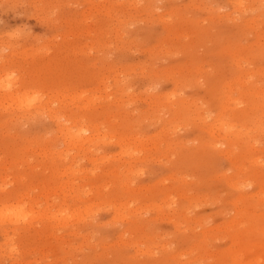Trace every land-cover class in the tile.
<instances>
[{
  "label": "rangeland",
  "instance_id": "374dc122",
  "mask_svg": "<svg viewBox=\"0 0 264 264\" xmlns=\"http://www.w3.org/2000/svg\"><path fill=\"white\" fill-rule=\"evenodd\" d=\"M259 1L0 0V80L7 85L0 96H49L57 122L63 121L56 126L45 115L31 119L0 98V188L5 190L0 189V206L22 207L23 216L31 218L22 217V223L21 216L12 217L19 209L0 208L16 210L12 218L0 213V264H264V13ZM72 122L97 125L98 137L92 144L68 142L57 128ZM57 206L71 217H62ZM60 216L71 224L62 219L67 226L55 224H61Z\"/></svg>",
  "mask_w": 264,
  "mask_h": 264
},
{
  "label": "bare ground",
  "instance_id": "6f19581e",
  "mask_svg": "<svg viewBox=\"0 0 264 264\" xmlns=\"http://www.w3.org/2000/svg\"><path fill=\"white\" fill-rule=\"evenodd\" d=\"M190 2H191V1H190ZM235 2H236V1H235ZM191 3H192V2H191ZM232 3H233V2H232ZM240 3H241L240 1H237V4L239 5L238 7H240ZM255 3H256V2H255ZM192 4H194V2H193ZM241 4H242V3H241ZM244 4H245V3H244ZM227 5H228V4H227ZM229 5H230V4H229ZM250 5H251V4H250ZM235 7H236V6H235ZM252 7H253V6H252ZM252 7H251V8H252ZM257 7L260 9V12H261V13H264V1H262V0L259 1ZM231 8H232V7H231ZM241 8H242V7H241ZM254 10H255V9H254ZM249 12H250V11H249ZM252 12H253V11H252ZM246 13H247V12H246ZM258 13H259V12H258ZM172 14H173V13H172ZM231 14H232V13H231ZM214 15H215V14H214ZM257 15H258V14H257ZM175 16H176V15H175ZM233 16H234V15H233ZM240 16H241V15H240ZM242 16H244V15H242ZM254 16H255V14H254ZM165 17H166V16H165ZM245 17H246V16H245ZM251 17H252V16H251ZM122 18H123V17H122ZM255 18H256V17H255ZM124 19H125V18H124ZM172 19H173V18H172ZM250 19H251V18H250ZM258 20H259V19H258ZM243 22H244V21H243ZM256 22H257V20H256ZM129 23H130V21H129ZM245 23H246V22H245ZM257 23H258V22H257ZM257 23H256V24H257ZM262 23H264V22H262ZM243 24H244V23H243ZM249 24H250V23H249ZM252 24H253V23H252ZM260 24H261V22L259 23V25H260ZM118 25H119V24H118ZM166 26H167V25H166ZM256 26H257V25H256ZM262 26H263V25L261 24V27H262ZM250 27H251V26H250ZM261 27H260V28H261ZM257 28H258V27H257ZM168 29H169V28H168ZM244 29H245V28H244ZM112 30H113V29H111V31H112ZM250 31H251V30H250ZM253 31H254V30H253ZM258 32H259V31H258ZM112 33H113V31H112ZM116 33H117V32H116ZM113 34H114V33H113ZM254 34H255V33H254ZM259 35H261V34H259ZM262 38H263V37H262ZM102 47H103V46H102ZM157 47H158V46H157ZM165 51H166V50H165ZM167 52H168V51H167ZM240 57H241V56H240ZM239 59H240V58H239ZM239 73H240V72H239ZM240 74H242V73H240ZM238 75H239V74H238ZM4 76H5V75H4ZM245 76H246V75H245ZM1 77H2V76H1ZM236 77H237V76H236ZM241 78H242V77H241ZM2 79H3V78H2ZM2 79H1V80H2ZM4 79H5V77H4ZM7 79H8V78H7ZM1 80H0V84L2 83V84H1L2 86H0V88H2L3 86L6 85V84H5L6 82L3 83V82H2L3 80H2V81H1ZM12 80H13V79H12ZM117 80H118V79H117ZM173 81H174V80H173ZM180 81H181V80H180ZM238 81H239V80H238ZM7 82H8V81H7ZM176 82H177V81H176ZM9 83H10V82H9ZM180 83H181V82H180ZM241 83H244V82L242 81ZM4 84H5V85H4ZM236 84H237V83H236ZM244 84H245V83H244ZM10 85H11V84H10ZM10 85H9V86H10ZM100 85H101V84H100ZM6 86H7V85H6ZM9 86H8V87H9ZM228 86H229V85H228ZM241 86H242V85H241ZM8 87H7V89H8ZM101 87H103V86H101ZM242 87H243V86H242ZM5 88H6V87H3V89H5ZM105 88H106V87H105ZM107 88H108V87H107ZM229 88H231V87H229ZM9 89H10V88H9ZM103 89H104V88H103ZM242 89H244V88H242ZM236 90H237V89H236ZM17 91H18V90H17ZM22 91H23V90H22ZM22 91H21V92H22ZM100 91H101V90H100ZM6 92H7V91H6ZM9 92H10V91H9ZM14 92H15V91H14ZM98 92H99V91H98ZM122 92H123V91H122ZM238 92H239V91H238ZM241 92H242V91H241ZM261 92H262V91H261ZM261 92H260V93H261ZM18 93H19V92H18ZM18 93H17V94H18ZM23 93H24V91H23ZM33 93H34V92H33ZM54 93H55V92H54ZM104 93H105V92H104ZM117 93H118V92H117ZM172 93H173V92H172ZM254 93H255V91H254ZM11 94H12V93H10V95H8V94H7V95H2V96H0V98H1L3 101L5 100V102L8 101L9 103L7 102V104H9V105H14L13 107H15V108H16L17 110H19L21 113H23V115L26 114V116H28L29 118L34 119V120H35V118H37V117H40V116L45 115L46 118H48L52 123H55L56 126H57V125H63V124H60V123L63 122V121H61V122H57V121H58V118H59V117H58V114H57V112H56L57 110H55V109L53 108V106H51V103H52L53 101H52V100H49V98H50L49 96H38V95H29V94L27 95V92H25L24 95H19V94H22V93H19L18 95H17L16 93H15L16 95H11ZM168 94H169V93H168ZM256 94H258V93H256ZM256 94H255V95H256ZM261 94H263V93H261ZM100 95H101V94H100ZM166 95H167V94H166ZM250 95H251V93H250ZM250 95H249V96H250ZM259 95H260V94H259ZM263 95H264V94H263ZM61 96H62V95H61ZM54 97H55V96H54ZM54 97H53V99H54ZM58 97H60V96H58ZM64 97H65V96H63V98H64ZM74 97H75V96H74ZM88 97L93 98L92 96H88ZM88 97H87V98H88ZM106 97H108V96H106ZM167 97H169V96H167ZM60 98H61V97H60ZM68 98H70V97H68ZM75 98H77V97H75ZM80 98H82V97H80ZM80 98H79V100H80ZM95 98H98V97H95ZM165 98H166V97H165ZM165 98H164V99H165ZM169 98H170L169 100H172L171 97H169ZM50 99H51V98H50ZM70 99L72 100V99H74V98L72 97V98H70ZM89 99H90V98H89ZM98 99H99V98H98ZM263 99H264V98H263ZM55 100H56V99H55ZM57 100H59V99L57 98ZM66 100H67V98H66ZM77 100H78V98H77ZM91 100L94 101L93 99H91ZM59 101H61V100H59ZM62 101L65 102V100H63V99H62ZM62 101H61V102H62ZM68 101H69V100H68ZM75 101H76V99H75ZM86 101H88V100H86ZM55 102H56V101H55ZM72 102H73V101H72ZM76 102H78V101H76ZM89 102H91V101H89ZM89 102H88V103H89ZM98 102H99V100H98ZM101 102H102V101H101ZM101 102H99V103H101ZM155 102H156V101H155ZM228 102H229V101H228ZM230 102H231V101H230ZM1 103H2V102H1ZM1 103H0V104H1ZM69 103H71V101H70ZM78 103H79V102H78ZM80 103H81V102H80ZM82 103H83V102H82ZM82 103H81V104H82ZM93 103H96V102H93ZM158 103H159V102H158ZM233 103H234V102H233ZM263 103H264V101H263ZM2 104H3V103H2ZM7 104L5 103V105H7ZM53 104H54V103H53ZM57 104H58V102H57ZM63 104H64V103H63ZM81 104H80V105H81ZM91 104H92V103H91ZM229 104H230V103H229ZM3 105H4V104H3ZM9 105H8V106H9ZM65 105H68V102H67V101H66V104H65ZM73 105H75V104H73ZM82 105H83V104H82ZM82 105H81V106H82ZM89 105H90V104H89ZM89 105H88V108H89V107L92 108V107L89 106ZM174 105H175V103H174ZM8 106H7V108H8ZM85 106H87V105H85ZM182 106H183V105H182ZM1 107H2V106H1ZM3 107H6V106H3ZM71 107H72V105H71ZM73 107H76V105L73 106ZM83 107H84V106H83ZM93 107H94V106H93ZM228 107H230V106H228ZM232 107H233V106H232ZM235 107H236V106H235V104H234V108H235ZM246 107H247V106H246ZM260 107H261V106H260ZM9 108H11V107H9ZM77 108H78V107H77ZM77 108H76V109H77ZM79 108H80V106H79ZM221 108H223V107H221ZM226 108H227V107H226ZM237 108H238V107H237ZM261 108H262V107H261ZM261 108H260V109H261ZM3 109H4V108H3ZM3 109H2V110H3ZM11 109H13V108H11ZM73 109H74V108H73ZM73 109H72V110H73ZM84 109H85V108H84ZM92 109H93V108H92ZM229 109H230V108H229ZM238 109H239V108H238ZM17 110H16V111H17ZM223 110H225V109H223ZM233 110H234V109H233ZM235 110H236V108H235ZM239 110H240V109H239ZM261 110H262V109H261ZM4 111H5V109H4ZM8 111H9V110H8ZM58 111H59V110H58ZM61 111H62V110H61ZM61 111H60V112H61ZM75 111H76V110H75ZM78 111H80L79 113H81V110H78ZM246 111H247V110H246ZM221 112H223L222 109H221ZM229 112H230V111H229ZM68 113H69V112H68ZM74 113H75V112H74ZM76 113H77V112H76ZM219 113H220V112H219ZM223 113H224V112H223ZM225 113H226V112H225ZM237 113H238V112H237ZM226 114H227V113H226ZM229 114H230V113H229ZM69 115H70V114H69ZM105 115H106V114H105ZM179 115H180V114H179ZM220 115H221V114H220ZM231 115H232V113H231ZM62 116H63V115H62ZM64 116H65V115H64ZM180 116H181V115H180ZM218 116H219V115H218ZM218 116H217V118H218ZM223 116H224V115H223ZM226 116H228V114L225 115L224 118H225ZM20 117H21V116H20ZM28 117H27V118H28ZM80 117H81V116H80ZM104 117H106V116H104ZM29 118H28V119H29ZM67 118H68V117H67ZM67 118H65V119H67ZM78 118H79V117H78ZM86 118H87V117H86ZM106 118H107V117H106ZM174 118H175V117H174ZM63 119H64V118H63ZM68 119H69V118H68ZM75 119H76V118H75ZM75 119H73V122H74ZM79 119H80V118H79ZM81 119H82V118H81ZM104 119H105V118H104ZM218 119H219V118H218ZM222 119H223V118H222ZM226 119H227V118H226ZM228 119H229V118H228ZM76 120H78V119H76ZM76 120H75V121H76ZM106 120H107V119H106ZM216 120H217V119H216ZM224 120H225V119H224ZM239 120H240V119H239ZM239 120H238V121H239ZM64 121H65V120H64ZM67 121H69V120H67ZM81 121H82V120H81ZM83 121H84V120H83ZM83 121H82V122H83ZM94 121H96V119H95ZM94 121H93V122H94ZM169 121H170V120H169ZM171 121H172V120H171ZM217 121H219V122H220V121L223 122V121L220 120V119L217 120ZM217 121H216V122H217ZM228 121H229V120H228ZM234 121H235V120H234ZM240 121H241V120H240ZM259 121H260V120H259ZM73 122H72V123H73ZM101 122H102V121H101ZM108 122H109V121H108ZM225 122H227V121H225ZM94 123H96V122H94ZM217 123H218V122H217ZM217 123H216V124H217ZM228 123H229V122H228ZM228 123H227V124H228ZM230 123H231V121H230ZM240 123H241V122H240ZM55 124H54V125H55ZM70 124H71V123H70ZM78 124H79V125H76V124L73 123L72 126H66V125L61 126L60 128H57V131L60 132L61 134H63L64 136H66V137L68 138V142H70V141H72V140H73V141L76 140V141H78V143H79V141H80V142H84V143H85V142H88V143H89L92 139H93V141H95V140H94V136H97V133L99 132V130H97V129H99V128H96L97 125L95 126V125H85V124H84V125H80V123H78ZM89 124H90V122H89ZM97 124L100 125L101 123H97ZM105 124H106V123H105ZM105 124L102 123V125H105ZM107 124H108V123H107ZM171 124H172V122H171ZM211 124H212V123H211ZM220 124L223 125V124H225V123H223V124L220 123ZM220 124L218 123V125H220ZM232 124H235V123L233 122ZM173 125H174V124H173ZM179 125H180V124H179ZM209 125H210V124H209ZM213 125L215 126V124H213ZM221 125H220V126H221ZM241 125H242V124H241ZM260 125H261V124H259L258 127H260ZM133 126H134V125H133ZM220 126H217L216 128H218V127H220ZM239 126H240V124H239ZM244 126H245V125H244ZM72 127H73V128H72ZM99 127H100V126H99ZM103 127H104V126H103ZM105 127H106V125H105ZM170 127H171V125H170ZM211 127H213V126L211 125ZM221 127H222V126H221ZM221 127H220V128H221ZM227 127H229V124L227 125ZM232 127H236V126H235V125H234V126L232 125L231 128H232ZM240 127H241V126H240ZM255 127H256V126H255ZM258 127H257L256 132L258 131ZM262 127H263V126H262ZM262 127H260V128H262ZM71 128H72V130H71ZM130 128H131V127H130ZM172 128H173V127H172ZM175 128H176V127H175ZM209 128H210V126H209ZM213 128H214V127H213ZM216 128H215V129H216ZM220 128H219V129H220ZM225 128H226V126H225ZM242 128H243V126H242ZM245 128H246V127H245ZM260 128H259V129H260ZM101 129H102V128H100V130H101ZM104 129H105V128H104ZM104 129H103V131H104ZM207 129H208V128H207ZM221 129H222V128H221ZM236 129H237V128H236ZM253 129H254V128H253ZM255 129H256V128H255ZM55 130H56V129H55ZM162 130H163V129H162ZM166 130H167V129H166ZM166 130H165V132H166ZM168 130H169V129H168ZM209 130H210L211 132H212V131L214 132V130H211V129H209ZM223 130H225L224 127H223ZM230 130H231V129H230ZM245 130H247V129H245ZM160 131H161V130H160ZM226 131H227V130H226ZM260 131H262V130H260ZM263 131H264V130H263ZM55 132H56V131H55ZM101 132H102V131H101ZM101 132H100V133H101ZM105 132H106V131H105ZM105 132H103V133H105ZM220 132H221V131H220ZM232 132H233V131H232ZM235 132H236V131H235ZM237 132H238V131H237ZM237 132H236V133H237ZM86 133H87V134H86ZM103 133H102V134H103ZM223 133H225V132H223ZM226 133H228V132H226ZM241 133H242V132H241ZM102 134H100V136H101ZM110 134H111V133H110ZM127 134H128V133H127ZM156 134H157V133H156ZM213 134H214V133H212V134H210V135H213ZM228 134H229V133H228ZM228 134H227V136H228V138H229V135H228ZM239 134H240V132H239ZM244 134H246V132L243 133V135H244ZM259 134H260V133H259ZM263 134H264V133H263ZM105 135H106V134H105ZM223 135H224V134H223ZM231 135H232V134H231ZM249 135H250V134H249ZM107 136H108V135H107ZM118 136H119V135H118ZM123 136H124V135H123ZM128 136H129V135H127V136L125 135V137H123V138H124V139H125V138L127 139ZM234 136H235V134H234L232 137H234ZM246 136H247V135H246ZM97 137H98V136H97ZM110 137H112V136H110ZM129 137H130V136H129ZM131 137H132V136H131ZM141 137H142V136H141ZM210 137H212V136H210ZM214 137H215V136H214ZM223 137H224V136H223ZM241 137H242V134H241ZM61 138H62V137H61ZM104 138H105V137H104ZM112 138H113V137H112ZM112 138H111V139H112ZM118 138H119V137H118ZM121 138H122V137H121ZM134 138H135V137H134ZM239 138H240V137H239ZM243 138H244V136H243ZM63 139H64V138H63ZM99 139H100V138H99ZM132 139H133V138H132ZM136 139H137V137H136ZM212 139H213V137H212ZM222 139H223V138H222ZM226 139H227V138H226ZM255 139H256V137H255ZM61 140H62V139H61ZM69 140H70V141H69ZM113 140H114V139H113ZM120 140H121V139H120ZM130 140H131V139H128L129 142H130ZM133 140H134V139H133ZM138 140H140V138H138ZM138 140H137V141H138ZM242 140H243V139H242ZM246 140H247V139H246ZM246 140H245V141H246ZM53 141H54V140H53ZM62 141H63V140H62ZM65 141H66V140H65ZM103 141H106V140H103ZM126 141H127V140H126ZM126 141H125V142H126ZM137 141H136V142H137ZM237 141H238V140H237ZM57 142H58V141H57ZM98 142H100V141L98 140ZM117 142H118V141H117ZM120 142H121V141H120ZM120 142H119V143H120ZM134 142H135V141H134ZM141 142H142V141H141ZM141 142H139V143H141ZM215 142H217V141H215ZM226 142H227V141H226ZM60 143H62V142H60ZM71 143L74 144V142H71ZM76 143H77V142H76ZM76 143H75V144H76ZM78 143L76 144V147H77V148H78V146H77ZM90 143L92 144V142H90ZM107 143H108V141H107ZM109 143H110V142H109ZM130 143H131V142H130ZM139 143H138V144H139ZM222 143H224V145L226 144L225 142H222ZM230 143H231V142H230ZM240 143H241V142H240ZM246 143H247V142H246ZM254 143H256V142H254ZM62 144H63V143H62ZM66 144H67V143H66ZM66 144L63 145V146H66ZM68 144H70V143H68ZM98 144H99V143H98ZM98 144H96V145H98ZM127 144H128V143H127ZM127 144H126V145H127ZM131 144H133V143H131ZM227 144H228V143H227ZM241 144H242V143H241ZM241 144H240V145H241ZM248 144H249V143H248ZM71 145H72V144H71ZM71 145H70V146L68 145L67 149H68L69 147H71ZM79 145H81V143H80ZM86 145H87V143H86ZM122 145H123V143H122ZM153 145H155V144H153ZM153 145H152V146H153ZM244 145H245V144H244ZM253 145H254V144H253ZM30 146H31V145H30ZM72 146H74V145H72ZM83 146H84V145H83ZM83 146L81 145L82 148H83ZM128 146H130V145H128ZM131 146H132V145H131ZM141 146H142V144H141ZM152 146H151V147H152ZM236 146H237V145H236ZM249 146H250V145H249ZM251 146H252V145H251ZM74 147H75V146H74ZM85 147H86V146H85ZM88 147H89V146H88ZM88 147H86V148H88ZM90 147H91V146H90ZM92 147H93V146H92ZM119 147L121 148V146H119ZM168 147H171V146H168ZM233 147H235V145L232 146V148H233ZM64 148H65V147H64ZM77 148H76V149H77ZM122 148H124V147H122ZM134 148H135V147H134ZM144 148H145V147H144ZM146 148H147V147H146ZM149 148H150V147H149ZM251 148H252V147H251ZM255 148H256V147H255ZM27 149H28V148H27ZM27 149H26V150H27ZM30 149H32V147H31ZM34 149H35V147H34ZM47 149H48V148H47ZM70 149H71V148H70ZM230 149H231V147H230ZM234 149H236V147H235ZM234 149H233V150H234ZM26 150H25V151H26ZM41 150L44 151L45 148H43V149H41ZM78 150H79V148H78ZM124 150H125V149H124ZM142 150H143V149H142ZM224 150H229V148L227 149V147H225ZM245 150H246V149H245ZM39 151H40V150H39ZM46 151H47V150H46ZM51 151H52V150H51ZM55 151H56V150H55ZM55 151H54V152H55ZM66 151H67V150H66ZM66 151H65V152H66ZM82 151H83V149H82ZM126 151H128V150H126ZM133 151H134V150H133ZM162 151H163V150H162ZM230 151L232 152V150H230ZM236 151H237V149H236ZM238 151H239V150H238ZM47 152H48V151H47ZM62 152H63V151H61V153H62ZM70 152H71V150H70ZM86 152H87V151H86ZM226 152H227V151H225L224 153H226ZM234 152H235V151H234ZM41 153H42V152H41ZM41 153H40V154H41ZM43 153H44V152H43ZM49 153H50V152H49ZM72 153H73V152H72ZM75 153H76V152H75ZM229 153H230V152H229ZM229 153H228V154H229ZM235 153H236V152H235ZM235 153H234V154H235ZM51 154H52V153H51ZM65 154H66V153H65ZM68 154H69V153H68ZM88 154H89V153H88ZM119 154H120V153H119ZM122 154H123V153H122ZM136 154H137V153H136ZM230 154H231V153H230ZM48 155H49V154H47V156H48ZM86 155H87V154H86ZM127 155H128V154H127ZM163 155H164V154H163ZM231 155H233V154H231ZM42 156H43V155H42ZM49 156H50V155H49ZM55 156H56V154H55ZM59 156L62 157V155H59ZM65 156H66V155H65ZM99 156H100V155H99ZM225 156H227V155L225 154ZM57 157H58V155H57ZM57 157H56V158H57ZM63 157H64V156H63ZM69 157H70V155H69ZM71 157H72V156H71ZM86 157H88V156H86ZM72 158H73V157H72ZM72 158H71V161H73ZM120 158H121V157H120ZM224 158H225V157H224ZM227 158H228V157H227ZM231 158H232V157L230 156V159H231ZM59 159H60V158H59ZM62 159H64V158H62ZM76 159H77V158H76ZM90 159H91V157H90ZM94 159H95V158H94ZM94 159H92V160L94 161ZM99 159H100V158H99ZM230 159H229V160H230ZM251 159H253V158H251ZM50 160H51V158H50ZM52 160L54 161V158H53ZM66 160H67V159H66ZM74 160H75V159H74ZM96 160H97V159H96ZM96 160L94 161L93 164H95ZM106 160H107V159H106ZM106 160H105V161H106ZM231 160L233 161V159H231ZM258 160H259V159H258ZM88 161H89V158H88ZM100 161H101V160H100ZM252 161H253V160H252ZM252 161H251V162H252ZM262 161H263V160H262ZM67 162H68V161H67ZM256 162H257V161H256ZM62 163H63V161H62ZM70 163H72V162H70ZM99 163H100V162H99ZM235 163H236V162H235ZM253 163H254V162H253ZM91 164H92V163H91ZM241 164H242V163H241ZM249 164H250V163H249ZM257 164H258V163H257ZM61 165H62V164H61ZM71 165H72V164H71ZM95 165H96V164H95ZM243 165H244V164H243ZM246 165H247V163H246ZM65 166H66V165H65ZM68 166H69V165H68ZM98 166H99V165H98ZM98 166H97V167H98ZM244 166H245V165H244ZM66 167H67V166H66ZM66 167H65V168H66ZM122 167H123V166H122ZM234 167H235V166H234ZM234 167H233V168H234ZM240 167H242V166H239V168H240ZM68 168H69V167H68ZM70 168H71V169H76V168H74V167H73V168L70 167ZM244 168H245V167H244ZM55 169L57 170V168H55ZM58 169H61V168H58ZM62 169H63V168H62ZM234 169H235V168H234ZM263 169H264V168H263ZM67 170H69V169H67ZM86 170H87V169H86ZM117 170H118V169H117ZM117 170H116V172H117ZM236 170H240V169H237V168H236ZM59 171H60V170H57L58 174H59ZM63 171H65V170H63ZM69 171H70V170H69ZM69 171H68V172H69ZM75 171H76V170H75ZM75 171H74V172H75ZM78 171H79V169L77 170V173H78ZM81 171H82V170H81ZM138 171H139V170H138ZM61 172H62V171H61ZM61 172H60L59 175L63 174V173H61ZM72 172H73V171H72ZM86 172H89V171H86ZM86 172H85V173H86ZM113 172H114V171H113ZM116 172L111 173V174H115ZM136 172H137V171H136ZM236 172H237V171H236ZM241 172H243V169L241 170ZM241 172H239V173H241ZM244 172H245V171H244ZM85 173H83V174H85ZM91 173H92V172L90 171V174H91ZM128 173H129V171H128L127 173H125V174H128ZM132 173H133V171H132ZM137 173H138V172H137ZM55 174H56V172H55ZM80 174H81V173H80ZM108 174H110V173H108ZM118 174H119V173H118ZM135 174H136V173H135ZM237 174H238V173H237ZM63 175L65 176L66 173L63 174ZM78 175H79V174H78ZM86 175H88V174L86 173ZM116 175H117V174H116ZM116 175H115V176H116ZM57 176H58V175H57ZM57 176H56V177H57ZM61 176H62V175H61ZM61 176H60V177H61ZM68 176H69V175H68ZM74 176H77V175H74ZM81 176H82V175H81ZM83 176H84V175H83ZM118 176H119V175H118ZM120 176H121V175H120ZM239 176H240V175H239ZM239 176H238V177H239ZM242 176H243V175H242ZM15 177H16V176H15ZM15 177H14V178H15ZM18 177H19V176H18ZM69 177H71V176H69ZM69 177H68V178H69ZM79 177H80V176H79ZM79 177H75V178H79ZM84 177L86 178V176H84ZM88 177H90V176H88ZM61 178H63V177H61ZM65 178H66V177H65ZM75 178H74V179H75ZM168 179H169V178H168ZM179 179H180V178H179ZM18 180H19V179H18ZM61 180H62V179H61ZM69 180L71 181V179H69ZM127 180H128V179H127ZM234 180H235V179H234ZM234 180H232V182H233ZM243 180H244V179H243ZM14 181H15V180H14ZM65 181H66V180H65ZM72 181H73V180H72ZM75 181H77V180H75ZM124 181H125V180H124ZM129 181H130V180H129ZM163 181H164V180H163ZM178 181H179V180H178ZM181 181H182V180H181ZM183 181H184V180H183ZM236 181H237V180H235V182H236ZM240 181H241V180H240ZM244 181H245V183H246V180H244ZM66 182H67V181H66ZM73 182H74V181H73ZM59 183H60V182H59ZM71 183H72V182H71ZM121 183H122V182H121ZM228 183H230L229 185H230V187H232L231 184H233V183H231V182H229V181H228ZM239 183H240V182H239ZM63 184H64V183H63ZM65 184H66V183H65ZM75 184H76V182H75ZM99 184L103 185L102 183H99ZM122 184H123V183H122ZM235 184H236V183H235ZM235 184H234L233 186H235ZM237 184H238V182H237ZM237 184H236L235 187H237ZM58 185H60V184H58ZM61 185H62V184H61ZM61 185H60V186H61ZM82 185H84V184H82ZM86 185H87V184H86ZM93 185H94V184H93ZM240 185H241V184H240ZM244 185H245V184H244ZM244 185H243V186H244ZM56 186H57V185H56ZM66 186H68V185L66 184ZM69 186H70V185H69ZM78 186H80V185L78 184ZM78 186H77V187H78ZM243 186H241V187H243ZM62 187H65V186L62 185ZM75 187H76V186H75ZM77 187H76V188H77ZM81 187H82V186H81ZM91 187H92V185H91ZM94 187H95V186H94ZM101 187H103V186H101ZM101 187H100V188H101ZM33 188H34V187H33ZM56 188H58V187H56ZM70 188H71V186H70ZM73 188H74V187H73ZM73 188H72V190H73ZM82 188H83V187H82ZM88 188H89V187H88ZM104 188H105V187H104ZM104 188H103V189H104ZM106 188H107V187H106ZM106 188H105V189H106ZM238 188H239V187H238ZM0 189L2 190V188H0ZM59 189H60V188H59ZM59 189H58V190H59ZM67 189H68V188H67ZM67 189H66V190L63 189V190H64V191H67ZM101 189H102V188H101ZM232 189H233V188H232ZM239 189H240V188H239ZM239 189H238V190H239ZM241 189H242V188H241ZM1 190H0V191H1ZM32 190H33V192H34V189H32ZM56 190H57V189H56ZM56 190H55V191H56ZM60 190H61V189H60ZM63 190H61V191H62L61 193H64ZM79 190H80V188H79ZM82 190H83V189H82ZM86 190H87V189H86ZM234 190H235V189H234ZM236 190H237V189H236ZM263 190H264V189H263ZM2 191H5V190L3 189ZM50 191H51V190H50ZM52 191H53V190H52ZM69 191H70V190H69ZM84 191H85V190H84ZM259 191H260V190H259ZM27 192H28V191H27ZM46 192H47V191H46ZM48 192H49V191H48ZM48 192H47V194H48ZM58 192H59V191H58ZM70 192H71V191H70ZM78 192H79V191H78ZM240 192H241V191H240ZM39 193H40V192H39ZM52 193L55 194L54 191H53ZM76 193H77V190H76ZM87 193H88V192H87ZM179 193H180V192H179ZM179 193H178V195H179ZM261 193H262V192H261ZM25 194H28V193H25ZM45 194H46V193H45ZM65 194H66V192H65ZM89 194H90V193H89ZM97 194H98V192H97ZM181 194H182V193H181ZM181 194H180V195H181ZM36 195H37V194H36ZM68 195H71V194H68ZM68 195H67V196H68ZM72 195H73V192H72ZM74 195H75V194H74ZM84 195H85V193H84ZM84 195H83V196H84ZM183 195H184V194H183ZM19 196H20V195H19ZM22 196L24 197V195H21V197H22ZM26 196H29V195H25V198H26ZM37 196H38V195H37ZM40 196H41V195H40ZM42 196H43V195H42ZM51 196H52V194L50 195V198H51ZM62 196H63V194H62ZM62 196H61L60 198L63 199ZM102 196H103V194H102ZM181 196H182V195H181ZM181 196H180V197H181ZM237 196L239 197L240 195H237ZM246 196H247V195H246ZM74 197H75V196H74ZM164 197H165V196H164ZM166 197H167V196H166ZM182 197H183V196H182ZM29 198H30V197H29ZM45 198H46V197L44 196V199H45ZM47 198H48V195H47ZM76 198H77V197H76ZM104 198H106V197H104ZM170 198H171V197H170ZM173 198H174V197H173ZM173 198H172V200H173ZM178 198H179V197H178ZM194 198H195V197H194ZM240 198H241V196H240ZM240 198H239V199H240ZM32 199H34V198H32ZM68 199H69V198H68ZM72 199H73V197H72ZM78 199H79V198H78ZM80 199H82V198H80ZM80 199H79V200H80ZM168 199H169V196L167 197V200H168ZM197 199H198V198H197ZM200 199H201V198H200ZM237 199H238V198H237ZM239 199H238V200H239ZM12 200H13V199H12ZM34 200H35V199H34ZM65 200H66V198H65ZM74 200H76V199H74ZM161 200H162V199H161ZM163 200H164V199H163ZM170 200H171V199H170ZM188 200H189V199H188ZM191 200H193V199H191ZM235 200H236V199H235ZM235 200H234V201H235ZM2 201H3V200H2ZM25 201H26V200H25ZM32 201H33V200H32ZM55 201H57V199H55ZM63 201H64V200H63ZM164 201H165V200H164ZM164 201H162V202H164ZM189 201H190V200H189ZM13 202H14V201H13ZM95 202H96V201H95ZM103 202H104V201H103ZM123 202H125V201H123ZM168 202H170V201L168 200ZM168 202H166V203H167L168 206H170L169 204H171L172 202L169 203V204H168ZM173 202H174V201H173ZM30 203H31V202H30ZM33 203H34V205H35V201H34ZM40 203H41V202H40ZM59 203H62V202H59ZM63 203H64V202H63ZM63 203H62V204H63ZM98 203H100V202L98 201ZM107 203L109 204L110 202H107ZM107 203H106V204H107ZM120 203H121V202H120ZM128 203H129V202H128ZM128 203H127V204H128ZM195 203H196V202H195ZM199 203H200V201H199ZM236 203H241V201H240V202H239V201H238V202H234V205H235ZM31 204H32V203H31ZM31 204H30V205H31ZM62 204H61V205H62ZM67 204H68V203H67ZM89 204H90V203H87L86 205H89ZM100 204L103 205L102 203H100ZM104 204H105V203H104ZM110 204H111V203H110ZM117 204H118V203H117ZM244 204H245V203H244ZM11 205H12V204H11ZM24 205L26 206V204H24ZM30 205H29V206H30ZM112 205H113V203H112ZM115 205H116V204H115ZM115 205H114V207H115ZM174 205H175V202H174ZM236 205H237V204H236ZM3 206H4V208H5L7 205H6V204H5V205H2V208H3ZM8 206H9L10 209L12 208V210H13V209H17V208L10 207L9 204H8ZM12 206H15V205L13 204ZM17 206H18V205H17ZM82 206H83V204H82ZM96 206H98V204H97ZM104 206H105V205H104ZM106 206H108V205H106ZM121 206H122V204H121ZM137 206H138V207H137ZM137 206H135V207H137V208L139 209V208H140V207H139L140 205H137ZM143 206H144V208H145V204H144ZM172 206H173V205H172ZM196 206H197V205H196ZM15 207H16V206H15ZM18 207H19V206H18ZM35 207H36V205H35ZM35 207H34V208H35ZM37 207L39 208V206H37ZM43 207H44V206H43ZM54 207H56V206H54ZM54 207H53V208H54ZM78 207H79V206H78ZM87 207H88V206H87ZM87 207H86V208H87ZM98 207H100V206H98ZM98 207H97V209H98ZM109 207H110V206H109ZM111 207H112V206H111ZM128 207H130V206H128ZM146 207H148V206H146ZM151 207H152V206H151ZM153 207H154V206H153ZM153 207H152V208H153ZM160 207H161V205H160ZM188 207H189V206H188ZM190 207H191V206H190ZM236 207H237V206H236ZM0 208H1V206H0ZM2 208H1V209H2ZM21 208H22V207L18 208L20 213L23 212V211H22L23 209L20 210ZM41 208H42V207H41ZM44 208H45V207H44ZM57 208L60 209L59 206H57ZM57 208H55V209H57ZM73 208H74V207H73ZM73 208H71V209H73ZM75 208H76V207H75ZM82 208H84V207H82ZM94 208H95V207H94ZM105 208H108V207H105ZM112 208H113V207H112ZM116 208H117V206H116ZM123 208H124V210H125V207H123ZM144 208H142V209H144ZM148 208H150V207H148ZM164 208H165V207H164ZM166 208H167V207H166ZM176 208H177V207H176ZM237 208H238V207H237ZM237 208H236V209H237ZM7 209H8V208L6 207L5 210H7ZM10 209H8V211H10ZM18 209H17V212H18ZM29 209H30V207H29ZM29 209H28V210H29ZM79 209H80V208H79ZM79 209H77V210H79ZM89 209H90V208L88 207V210H89ZM91 209H93L92 206H91ZM103 209H104V208H103ZM121 209H122V208H121ZM121 209H120V207H119V210H121ZM126 209H127V208H126ZM129 209H130V208H129ZM145 209H146V208H145ZM150 209H151V208H150ZM159 209H160V208H159ZM186 209H187V208H186ZM242 209H243V208H242ZM5 210H3V211L0 210V211H2V212H0V213H2V214H1V217H2V216L5 217L6 212H7V211H5ZM28 210H27V211H28ZM38 210L43 211V210L40 209V208H39ZM44 210H45V209H44ZM47 210H48V209H47ZM50 210H51V209H50ZM50 210H49V212H50ZM61 210H62V212H63V210H65V209H64V208H61V209L59 210L60 212H58L57 210H56V212H57V213H60V215H62V217H65V216H63L65 213L62 214ZM67 210H68V209H67ZM81 210L84 212L85 208H84V210H83V209H81ZM94 210H95V209H94ZM115 210H117V209H115ZM238 210H239V209H238ZM238 210H237V211H238ZM15 211H16V210H15ZM15 211H13L12 213L14 214ZM34 211H35V209H34ZM40 211H39V212H40ZM70 211H72V210H70ZM70 211H69V212H70ZM75 211H76V210H75ZM90 211H91V210H90ZM90 211H89V212H90ZM96 211H97V210H96ZM113 211H114V208H113ZM129 211H130V210H129ZM129 211H127V213H128ZM137 211H138V210H137ZM147 211H148V209H147ZM175 211H176V210H175ZM234 211H236V210L234 209ZM246 211H247V210H246ZM19 212H18V213H19ZM25 212H26V211H25ZM28 212L30 213V212H32V210H31V211H28ZM28 212H27V213H28ZM36 212H37V214H38V211H36ZM46 212H47V211H46ZM49 212H48V214H49ZM53 212H54V209H53ZM56 212H54L55 214H52V215H58ZM64 212H65V211H64ZM89 212H87V210H86V213H89ZM93 212H94V211H93ZM116 212H117V211H116ZM121 212L123 213L124 211L122 210ZM138 212H139V211H138ZM141 212H142V211H141ZM242 212H243V211H242ZM3 213H5V215H4ZM7 213H8V212H7ZM10 213H11V212H10ZM10 213H8L9 217H11V216L13 215L12 213H11V214H10ZM20 213H19V216L17 217V216H16V212H15V216L13 215L12 217H14V218H15V217H16V218H20V216H21L20 221L22 222V221H23V218H25L24 216H25L26 213H23L24 216H23L22 213H21L22 215H21ZM29 213H28V214H29ZM32 213H33V212H32ZM40 213H42V212H40ZM44 213H45V211H44ZM50 213H52V212H50ZM72 213H73V211H72ZM76 213H77V214H78V213L80 214V211H79V212L76 211ZM114 213H115V212H114ZM117 213L119 214L120 212L118 211ZM125 213H126V212H125ZM135 213H136V212H135ZM160 213H161V212H160ZM174 213H175V212H174ZM82 214H83V213L81 212L80 216H81ZM89 214L91 215V214H92V211H91V213H89ZM115 214H116V213H115ZM115 214H113V215H115ZM182 214H183V213H182ZM182 214H181V215H182ZM184 214H185V213H184ZM8 215H6V217H8ZM17 215H18V214H17ZM38 215H39V214H38ZM45 215H47V214L45 213ZM45 215H44V214H43V215L41 214V216H43V217H44ZM50 215H51V214H50ZM50 215H49V216H50ZM52 215H51V216H52ZM65 215H66V216L68 215V217H69L70 213L65 214ZM74 215H75V213H74ZM74 215L72 214V218H71V219H74V217H77L76 215H75V216H74ZM84 215H85V214H84ZM86 215H87V214H86ZM119 215H120V214H119ZM121 215H122V214H121ZM123 215L126 216L125 214H123ZM127 215L129 216L130 213L127 214ZM238 215H239V214H238ZM240 215H241V214H240ZM28 216H29V215H28ZM30 216L33 217L32 214H30ZM49 216H47L46 219H47V218L50 219L51 217L49 218ZM73 216H74V217H73ZM88 216H89V215H88ZM157 216H158V215H157ZM173 216H174V215H173ZM236 216H237V215H236ZM1 217H0V218H1ZM12 217H11V218H12ZM22 217H23V218H22ZM37 217H38V216H36V217H34V218H37ZM62 217H61V216H60V218L58 217L59 219H58V221L56 220V222H59L61 219L63 220ZM70 217H71V215H70ZM81 217H82V216H81ZM81 217H79V215H78V218H79V219H81ZM86 217H87V216H86ZM113 217H114V216H113ZM116 217H117V215H116ZM116 217H115V218H116ZM186 217H187V216H186ZM237 217H238V216H237ZM14 218H13V220H14ZM27 218H28V221H30L31 218H30V217H27ZM27 218H25L24 220L27 221ZM34 218H33L32 220H34ZM54 218L56 219V216H55ZM54 218H52V221H54ZM78 218H77V219H78ZM115 218H114V219H115ZM118 218H119V217H118ZM122 218H123V217H122ZM187 218H188V217H187ZM21 219H22V220H21ZM37 219H38V218H37ZM40 219H41V218H40ZM40 219H39V220H40ZM46 219H44V220H46ZM48 219H47V220H48ZM68 219H70V218H68ZM83 219H84V218H83ZM116 219H117V218H116ZM169 219H171V217H170ZM174 219H175V218H174ZM174 219H173V221H174ZM181 219H182V218H181ZM2 220H3L2 222L4 223V221H5L4 218H3ZM17 220H18V219H17ZM35 220H36V219H35ZM62 220H61V221H62ZM65 220H67V219H64V220H63V221H64V224H68V223L71 224V222H72V221H71V222H70V221L68 222V220H67L68 223H65ZM85 220H86V219H85ZM117 220H118V219H117ZM119 220H120V218H119ZM125 220H126V219H125ZM125 220H124V221H125ZM171 220H172V219H171ZM175 220H177V219H175ZM201 220H202V219H201ZM237 220H238V219H237ZM242 220H243V219H242ZM242 220L239 221L240 224H241V221H242ZM6 221H7V222L9 221L8 223H11L10 221H12V219H10V218L8 219V218H7ZM6 221H5V222H6ZM14 221H16V219H15ZM20 221H16V222H20ZM25 221H24V223H25ZM42 221H43V220H42ZM42 221H41V222H42ZM63 221L61 222V224H60V223H55V224L62 225V224H63ZM111 221H112V220H111ZM113 221H114V220H113ZM126 221H127V220H126ZM198 221H199V220H198ZM230 221H231V220H230ZM233 221H234V220H233ZM233 221H231V222H233ZM32 222H33V221H32ZM75 222H76V221H75ZM80 222L82 223L83 221H80ZM202 222H204V221H202ZM202 222H201V223H202ZM228 222H229V221H228ZM231 222H230V223H231ZM239 222H238V223L235 222V223L239 224ZM0 223H1V222H0ZM22 223H23V222H22ZM35 223H36V222H35ZM169 223H170V222H169ZM174 223H175V221H174ZM233 223H234V222H233ZM20 224H21V223H20ZM36 224H38V223H36ZM64 224H63V225H64ZM170 224H171V223H170ZM178 224H179V223H178ZM9 225H10V224H9ZM14 225H15V224H14ZM31 225H32V224H31ZM68 225H69V224H68ZM176 225H177V224H176ZM181 225H182V224H181ZM231 225H232V224H231ZM231 225H230V226H231ZM241 225H242V224H241ZM244 225H246V224H244ZM29 226H30V223H29V225H28V223H27V227H29ZM34 226H35V224H34ZM64 226H67V225H64ZM173 226H174V225H173ZM225 226H226V225H224V227H225ZM242 226H243V225H242ZM13 227H14V226H13ZM23 227H24V225H23ZM48 227H49V226H48ZM55 227H57V225H56ZM61 227H62V226H61ZM194 227H196V226H194ZM237 227H239V226H237ZM29 228H31V227H29ZM33 228H34V227H33ZM40 228H41V227H40ZM232 228H233V226H232ZM234 228H235V226H234ZM9 229H10V228H9ZM41 229H42V228H41ZM41 229H40V230H41ZM215 229H217V228H215ZM219 229H220V228H219ZM225 229H226V231L229 230V228H225ZM2 230L5 231L4 229H2ZM15 230H16V229H15ZM37 230H38V229H37ZM210 230H211V229H210ZM38 231H39V230H38ZM57 231H58V230H57ZM215 231H217V230H215ZM12 232H13V231H12ZM15 232H16V234H17V231H15ZM20 232H21V231H20ZM229 232H230V231H229ZM246 233H247V232H246ZM4 235H7V233L4 234ZM12 236L14 237V235H12ZM5 237H6V236H5ZM5 237H4V238H5ZM8 237H9V235H8ZM15 237H16V236H15ZM216 237H217V236H216ZM221 237H222V236H221ZM225 237H226V236H225ZM10 238H12V237H10ZM223 238H224V237H223ZM54 239H56V238H54ZM231 239H232V238H231ZM235 239H236V238H235ZM242 239H243V238H242ZM13 240H14V238H13ZM16 240H17V239H16ZM233 240H234V239H233ZM6 241H7V238H6ZM230 242H231V241H230ZM232 242H233V241H232ZM234 242H235V241H234ZM237 242H238V241H237ZM10 243H11V242H10ZM3 244H4V243H3ZM0 245H1V244H0ZM9 245H10V244H9ZM22 245H23V244H22ZM231 245H233V243H232ZM2 246H3V245H2ZM4 246H5V244H4ZM5 247H8V245H6ZM11 247H13V246H11ZM3 248H4V247H3ZM3 248H2V249H3ZM228 248H229V247H228ZM2 249H1V250H2ZM231 249H233V248L231 247ZM8 250H9V247H8ZM8 250H7V252H8ZM10 250H11V249H10ZM10 250H9V252L11 253ZM14 250H16V249L14 248ZM22 250H23V249H22ZM5 251H6V250H5ZM5 251H4V252H5ZM2 252H3V250H2ZM15 252H16V251H14V253H15ZM240 252H242V251H240ZM240 252H239V253H240ZM243 252H244V250H243ZM245 252H246V251H245ZM10 253H9V254H10ZM21 253H22V252H21ZM21 253H20V254H21ZM44 253H45V252H44ZM246 253H247V252H246ZM6 254H8V253H6ZM9 254H8V255H9ZM37 254H38V253H37ZM42 254H43V252H42ZM2 255H3V254H2ZM14 255H15V254H14ZM45 255H47V254H45ZM45 255L43 254L42 256H45ZM237 255H238V254H237ZM237 255H236V256H237ZM6 256H7V255H6ZM11 256H12V255H11ZM42 256H41V257H42ZM244 256H245V254H244ZM16 257H17V256H16ZM10 258H11V257H10ZM223 258H226V257H223ZM14 259H15V258H14ZM232 259H233V258H232ZM235 259H236V258H235ZM238 259H241V257L238 258ZM225 260H226V259H225ZM14 261H15V260H14ZM227 261H228V260H227ZM230 261H231V260H230ZM233 261H234V260H233ZM235 262H236V261H235ZM9 263H11V262H9ZM11 264H12V263H11ZM232 264H233V263H232ZM235 264H237V263H235ZM245 264H246V262H245Z\"/></svg>",
  "mask_w": 264,
  "mask_h": 264
}]
</instances>
